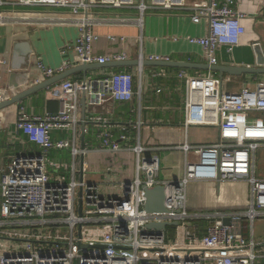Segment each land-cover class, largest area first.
Wrapping results in <instances>:
<instances>
[{
    "label": "built area",
    "instance_id": "2783aa9c",
    "mask_svg": "<svg viewBox=\"0 0 264 264\" xmlns=\"http://www.w3.org/2000/svg\"><path fill=\"white\" fill-rule=\"evenodd\" d=\"M240 0H18L16 5L29 8L58 9L55 18H43L49 24L74 25L79 35L74 43L61 49L62 65L53 69L38 63L41 75L51 79L80 65L127 62V53L95 56L101 37L94 31L100 26L143 28L145 17L154 11L188 10L194 23L206 22L203 37L189 38L202 48L210 66L218 65V53L225 48L232 53L246 35L243 20L247 13L237 10ZM4 3L0 1V7ZM22 20L14 12H0V23ZM110 42L118 38L109 35ZM122 41L125 38H121ZM140 62L143 57L139 56ZM149 61H169L150 57ZM7 62L0 59V68ZM140 77L142 79V68ZM167 76L165 71L154 77ZM174 77L183 85L185 126H215L220 130L218 143L207 146L184 145L196 159L186 161L183 176L177 181H160V163L146 157L148 148L133 145L124 129L119 139L110 133L101 135L103 148L128 163L135 161L137 176L116 186L114 195L106 185L76 178V163L66 164L49 156L51 150L71 152L74 160L85 154L68 140L54 141L53 130L75 132L80 123V99L83 95L95 112L116 102L134 99L135 79L121 71L101 78L64 80L52 89L60 100L57 114L30 117L21 112L17 129L41 152L14 159L0 180V264H258L264 255L258 244L247 241L238 225L244 218L252 222L264 211V177L257 176V151L264 149V122L250 118L264 113V81L255 88L244 85L239 103L232 106L225 99L224 80L211 72L190 73L179 69ZM1 80V76H0ZM4 98H0V103ZM103 123L102 117H92ZM110 166L107 172H113ZM251 186L252 203L246 211L216 213L207 234L200 236L192 221L204 217L188 206V189L196 182L237 183ZM165 188V213L145 210L144 187ZM209 217V216H208ZM224 219H231L225 226ZM178 223L166 231L148 229L150 224ZM172 228V231L170 230ZM105 246L108 249H81ZM259 250V252H258Z\"/></svg>",
    "mask_w": 264,
    "mask_h": 264
},
{
    "label": "crops",
    "instance_id": "0c3cea01",
    "mask_svg": "<svg viewBox=\"0 0 264 264\" xmlns=\"http://www.w3.org/2000/svg\"><path fill=\"white\" fill-rule=\"evenodd\" d=\"M0 1L4 3L0 7V12L4 15L14 12L16 16L22 17V20L17 22L0 23V59L7 62L6 66L0 68V98L7 102L50 80L41 75L38 63L42 62L53 69L59 68L63 63L62 47L67 43H74L79 31L74 25L46 23L47 19L43 18H55L62 12L57 9L22 7L16 5L18 0ZM193 1L197 0H189ZM236 8L248 15L242 21L247 33L232 53L225 48L220 50L218 65L264 68V0H240ZM94 31L101 37L95 44V56L127 53L128 61L139 60V56L147 61L150 57H165L174 62L209 65L202 48L189 42L190 37L205 36L208 25L206 22L194 23L188 10H160L149 13L144 19L142 29L129 26H100L95 27ZM109 35L118 38L117 41L110 42L107 39ZM121 38L125 40L122 41ZM76 67L79 66L69 70ZM140 68L143 70L142 79ZM178 70L141 65L109 67L90 70L86 74L76 73L67 78L84 80L128 71L134 76L136 94L130 102L111 103L95 112L88 106L86 96L83 106L81 97L80 123L76 131L53 130L52 137L54 141L68 140L75 143L78 149H85V154L74 160L70 150L65 149L51 150L49 156L66 164L76 163L78 180L105 184L106 193L114 195L118 192L117 185L136 178V164L134 160L128 163L120 156L104 150L101 135L110 133L119 139L124 133L123 128H126L133 145L141 143L148 148L146 157L159 160L158 179L177 181L184 174L186 161L196 159L194 154L186 153L184 145L207 146L218 143L220 139L218 127L197 124H191L188 128L185 126L184 89L174 77ZM160 71H165L167 76L154 77V73ZM188 71L192 74L211 72L200 69ZM211 73L215 78L224 80L223 95L232 106L238 105L243 86L250 84L251 88H255L252 83L258 79L257 76L238 78ZM61 83L62 81L38 90L19 103H12L0 110V180L14 159L41 152L38 145L30 142L17 129L19 114L24 112L30 117L57 114L61 103L52 96V89ZM95 116L104 118L105 122L97 124L91 119ZM110 166H114V171L108 173ZM260 176L264 177V174L261 173ZM1 203L0 192V205ZM251 203V186L245 181L196 182L188 189L190 211L200 213L201 216L206 215L191 223L200 236L207 234L208 228L216 220V217H213L216 213L246 211ZM238 229L247 241H255L264 255V211H261L253 222L244 218ZM260 260H264V257ZM263 262L258 264H264Z\"/></svg>",
    "mask_w": 264,
    "mask_h": 264
},
{
    "label": "water",
    "instance_id": "95a60500",
    "mask_svg": "<svg viewBox=\"0 0 264 264\" xmlns=\"http://www.w3.org/2000/svg\"><path fill=\"white\" fill-rule=\"evenodd\" d=\"M143 66V67H168V68H177V69H200L205 71H211L219 73L220 75H229L231 77H243V76H264V68H258V67H233V66H210V65H195L191 63H185V62H174V61H147L143 60L140 62L139 60L134 61H127V62H121V63H108L104 65H82L79 67H76L72 70H69L61 75H58L44 83L43 85L36 87L34 89H31L30 91H27L26 93H22L19 96L15 97L12 101L2 102L0 103V110L2 108H5L7 105H12V103H19L22 101L25 97L35 93L38 90H42L45 88H49L71 76H73L76 73H87L90 70L95 69H101V68H125V67H137V66ZM83 106L85 105V95H83L82 99ZM128 185L129 182H126ZM145 192L146 197V205L145 210L148 213H165V188L163 186H156L153 189H148L146 187L143 188ZM223 224L225 226L231 225V219H224ZM178 223H162V224H150L148 225V229H156L158 231H166L168 226H177ZM81 249H108L105 246H82L80 245Z\"/></svg>",
    "mask_w": 264,
    "mask_h": 264
},
{
    "label": "rangeland",
    "instance_id": "374dc122",
    "mask_svg": "<svg viewBox=\"0 0 264 264\" xmlns=\"http://www.w3.org/2000/svg\"><path fill=\"white\" fill-rule=\"evenodd\" d=\"M93 2L95 3H99V0H93ZM58 10V9H57ZM60 11V10H59ZM61 12V11H60ZM254 77V76H251ZM257 81L254 80V82L252 83L253 87H256L257 82L263 80L264 81V76H257ZM261 79V80H260ZM250 118L254 119V120H262L264 122V113L263 112H253L252 114H250ZM257 169H258V176L259 177H263L260 176L261 173L264 174V150H258L257 151ZM259 252V250H258ZM260 261H264V260H258V263ZM264 263V262H263Z\"/></svg>",
    "mask_w": 264,
    "mask_h": 264
},
{
    "label": "trees",
    "instance_id": "16d2710c",
    "mask_svg": "<svg viewBox=\"0 0 264 264\" xmlns=\"http://www.w3.org/2000/svg\"><path fill=\"white\" fill-rule=\"evenodd\" d=\"M170 230L172 231V228Z\"/></svg>",
    "mask_w": 264,
    "mask_h": 264
}]
</instances>
